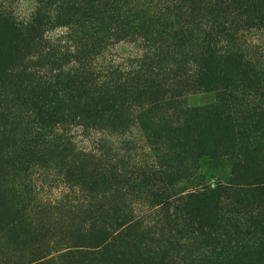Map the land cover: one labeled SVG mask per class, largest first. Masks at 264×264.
Here are the masks:
<instances>
[{"label":"trees","instance_id":"obj_1","mask_svg":"<svg viewBox=\"0 0 264 264\" xmlns=\"http://www.w3.org/2000/svg\"><path fill=\"white\" fill-rule=\"evenodd\" d=\"M4 1L0 228L77 264H264V0Z\"/></svg>","mask_w":264,"mask_h":264},{"label":"rangeland","instance_id":"obj_2","mask_svg":"<svg viewBox=\"0 0 264 264\" xmlns=\"http://www.w3.org/2000/svg\"><path fill=\"white\" fill-rule=\"evenodd\" d=\"M11 1H4V3L12 8L13 12L19 20H26L31 13L34 3L32 0H18L13 3ZM257 37H253V41H256ZM257 43V42H256ZM136 49L129 43H119L114 45L109 51V55L115 62H123L127 58L131 57L135 53ZM214 101V95L202 94L193 95L187 98L188 106H203L205 104ZM97 135L90 133L84 135L79 130L73 131V140L77 146L83 149H91L95 146V139ZM137 159H142L141 152L137 151ZM204 170V168H203ZM218 175H222V172H217ZM179 191L188 190L187 184L178 189ZM62 192V185L60 183H39L36 187L37 198L40 199L45 205L53 204L56 202ZM10 227L2 230L0 228V264H77L74 259L61 260L56 258L59 252H55L52 243H50V249L47 250L46 242H36L34 235L31 231V227L28 221H23L19 224L9 225ZM44 227V223H43ZM54 232H60V228L56 227ZM57 250V248H56ZM48 251L50 254L44 256V253ZM72 257H79L74 254ZM86 258V264L89 263L90 257Z\"/></svg>","mask_w":264,"mask_h":264}]
</instances>
